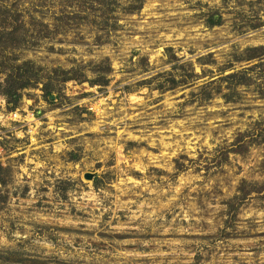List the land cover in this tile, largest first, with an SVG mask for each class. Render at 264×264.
I'll return each mask as SVG.
<instances>
[{
  "label": "rangeland",
  "instance_id": "1",
  "mask_svg": "<svg viewBox=\"0 0 264 264\" xmlns=\"http://www.w3.org/2000/svg\"><path fill=\"white\" fill-rule=\"evenodd\" d=\"M262 21L264 0H0L2 65L76 76L0 94V264H264V79L219 80Z\"/></svg>",
  "mask_w": 264,
  "mask_h": 264
},
{
  "label": "trees",
  "instance_id": "2",
  "mask_svg": "<svg viewBox=\"0 0 264 264\" xmlns=\"http://www.w3.org/2000/svg\"><path fill=\"white\" fill-rule=\"evenodd\" d=\"M222 23L221 16L212 15L207 21V27L216 26ZM264 24V21H262ZM2 25H0V36L7 33ZM257 28V26H255ZM171 49H166V52H170ZM173 57L172 54H169ZM240 59V60H239ZM237 61L247 62L250 64L248 67L242 68L236 72H231L222 76L219 80H223L231 84L250 86L251 72H257L260 76L259 79H264V49L262 46H253L245 49V54L241 56ZM59 71V69H52L48 72L41 66H35L34 62L28 60L21 64L10 65L9 67H4L2 62H0V94L7 100V103L12 105L11 108L15 109L23 97V92L27 89H31L39 84H42V90L44 97L50 99L54 94V89H56L55 81L58 80L59 83H65L69 80H76V76L70 75V71L60 70L62 73V78L54 79L53 75ZM254 78V79H258ZM215 81V80H214ZM214 81H210L211 84ZM216 83V81H215ZM206 83L204 87L209 85ZM264 93V91L262 92Z\"/></svg>",
  "mask_w": 264,
  "mask_h": 264
},
{
  "label": "water",
  "instance_id": "3",
  "mask_svg": "<svg viewBox=\"0 0 264 264\" xmlns=\"http://www.w3.org/2000/svg\"><path fill=\"white\" fill-rule=\"evenodd\" d=\"M92 176L91 175H89V178H91Z\"/></svg>",
  "mask_w": 264,
  "mask_h": 264
}]
</instances>
